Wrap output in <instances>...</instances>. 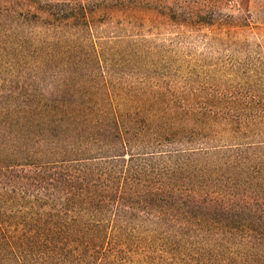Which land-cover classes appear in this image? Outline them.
Here are the masks:
<instances>
[{
    "label": "trees",
    "instance_id": "trees-1",
    "mask_svg": "<svg viewBox=\"0 0 264 264\" xmlns=\"http://www.w3.org/2000/svg\"><path fill=\"white\" fill-rule=\"evenodd\" d=\"M178 7L0 0V264H264V92L111 79Z\"/></svg>",
    "mask_w": 264,
    "mask_h": 264
},
{
    "label": "rangeland",
    "instance_id": "rangeland-1",
    "mask_svg": "<svg viewBox=\"0 0 264 264\" xmlns=\"http://www.w3.org/2000/svg\"><path fill=\"white\" fill-rule=\"evenodd\" d=\"M165 2L177 4L178 14L201 11L212 24L177 17L156 27L146 24V54L133 63L119 62L111 79L162 80L192 91L219 85L264 92V0Z\"/></svg>",
    "mask_w": 264,
    "mask_h": 264
}]
</instances>
